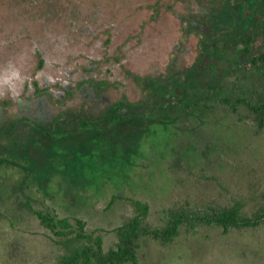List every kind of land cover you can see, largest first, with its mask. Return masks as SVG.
<instances>
[{"label":"rangeland","instance_id":"obj_1","mask_svg":"<svg viewBox=\"0 0 264 264\" xmlns=\"http://www.w3.org/2000/svg\"><path fill=\"white\" fill-rule=\"evenodd\" d=\"M224 9L240 19L217 33L216 60L209 13ZM262 54L264 0H0V264L64 252L29 205L84 221L106 252L139 213L131 200L159 228L237 200L252 214L264 115L246 102L264 103ZM139 244V264H264V225L184 224Z\"/></svg>","mask_w":264,"mask_h":264},{"label":"trees","instance_id":"obj_2","mask_svg":"<svg viewBox=\"0 0 264 264\" xmlns=\"http://www.w3.org/2000/svg\"><path fill=\"white\" fill-rule=\"evenodd\" d=\"M248 41H251V37ZM243 50L247 54L250 53L249 46ZM260 59H264V54ZM246 103L253 112L264 115V103L252 104L249 101ZM131 201L139 213L117 230L119 242L116 248L107 252L103 249L100 236L86 232L84 221L76 219L75 224H72L69 218H57L48 212L35 210L30 205L29 207L40 219L41 224L60 238L58 244L62 246L64 252L57 264H139V241L143 237L167 244L175 240L184 224L190 225L191 228L198 225L217 226L224 231L257 229L264 225V196L263 203L252 214L245 212L244 204L239 200L230 206L217 205L202 212L170 211L162 228L145 225L149 205L137 200Z\"/></svg>","mask_w":264,"mask_h":264},{"label":"flooded vegetation","instance_id":"obj_3","mask_svg":"<svg viewBox=\"0 0 264 264\" xmlns=\"http://www.w3.org/2000/svg\"><path fill=\"white\" fill-rule=\"evenodd\" d=\"M225 13L226 14H229V16H227V17L224 18V17H222V14H225ZM209 14H210V18H211L212 25L214 27H216L214 29V32H215L214 33V36H215L214 39H216V40L214 42H212V44L214 45L213 53L216 55V60H217V59H219V58H217V56H219L221 54V52L218 49H216V46L218 44V40H217L218 34L217 33L219 31H221L222 25H224L226 23L227 25L222 30V35H228L229 36V34H231V29H229L228 27H235V26L238 27L240 17H239V14H238L237 11H231V10H226V9L222 10L220 12V15L215 14V13H209ZM218 21H219V23L216 24ZM204 25L205 24L202 23V22H196V26H204ZM226 28H228V32L226 31L227 30ZM212 34L213 33H209V35H210L209 38L210 39H213V37L211 36ZM207 43L208 42H206L205 44H203V46H206ZM247 46L248 45H246L244 48H246ZM249 48H250V51H251L252 50V47L250 46ZM244 53L247 54L245 50H242L241 56L244 55ZM204 55H205L204 57H206L207 59H209V61L207 63V66L210 69V70H208L209 73L212 74L215 71V68L217 67L216 62H214L215 59L214 60H211L209 53L204 54ZM262 55H260V58H261ZM202 68H203V71H206L205 66L202 67ZM157 85H160L159 81H158V84ZM128 121H130V120H128Z\"/></svg>","mask_w":264,"mask_h":264}]
</instances>
